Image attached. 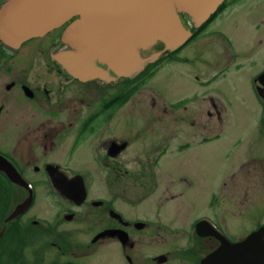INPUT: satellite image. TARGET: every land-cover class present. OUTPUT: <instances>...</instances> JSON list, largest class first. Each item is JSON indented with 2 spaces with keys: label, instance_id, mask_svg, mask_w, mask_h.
<instances>
[{
  "label": "flooded vegetation",
  "instance_id": "flooded-vegetation-1",
  "mask_svg": "<svg viewBox=\"0 0 264 264\" xmlns=\"http://www.w3.org/2000/svg\"><path fill=\"white\" fill-rule=\"evenodd\" d=\"M5 1L0 0V7ZM240 1L226 0L223 8L196 28L193 39L175 55L178 56L190 42L217 41V45L225 49L222 53L226 59L213 77H220L233 67L242 68L247 85L259 104V127L264 128V34L261 33L258 39L249 44L238 63L239 56L232 50L230 39L216 26L219 14ZM248 17L253 19L252 26L256 30H264V12L258 17ZM75 18L68 19L42 36L24 41L18 48H11L0 41V143L9 145L7 149L0 144V155L28 184L26 187L21 182L13 181L0 168V264H87L84 251L86 254L89 248L96 245H100V248L106 240L116 241L130 264H151L152 261L163 264L169 261V252L158 254L165 256V260L159 262L158 255L141 253L137 245L140 238L146 241L156 238L152 220L128 218L115 206L112 198L94 197L90 193V178H97L96 174L101 175L102 184L108 191L115 182L120 183L130 173L123 168L121 154L132 146V142L123 138L125 135L115 124L121 117V102L130 86L123 85V78L110 81L80 80L70 75L54 58L58 52L71 48L62 37L65 28ZM182 19L191 26L185 15ZM162 46L156 43L153 49H162ZM143 53L147 54L148 51ZM255 55L261 58L256 60ZM182 60L187 62L190 59L182 57ZM213 77L210 81L214 80ZM210 81L206 79L201 83ZM130 85L133 86V83ZM210 104L218 112V106L211 97ZM166 111V108L161 109L163 114ZM207 113L210 115V112ZM132 127L131 124V128L124 129L126 134L135 130ZM168 147L166 140L153 145L152 156L144 160L140 154V162L153 165L167 152ZM182 149L183 145H180L178 150ZM247 155L248 159L241 165L248 177L242 190L245 216L251 221L246 235L264 224V213L261 215L264 210V158L257 154ZM77 160L92 161L97 170L76 165L74 162ZM145 171L137 170L136 177L141 180L144 177L147 181L153 179L152 173ZM53 174L68 180L76 179L77 182L82 179L84 200L77 203L63 196L53 184ZM30 194L31 202L27 209L6 220ZM228 194L230 201L229 191ZM43 195L54 203L48 216L32 210L37 199ZM110 210L120 213L122 221L126 223L112 217ZM253 213L258 216H253ZM208 220L217 227L211 219ZM154 223L167 227L158 220ZM63 224L66 227L59 228ZM191 227L193 232L181 234L188 236V240L180 253L183 260L198 264L204 255L218 245V240L213 236L197 237L194 224ZM106 229L123 230L127 240L123 244L118 237H100V233ZM42 236L46 244H42ZM29 239L30 243L36 241L33 247L28 245ZM205 239L207 249H204L203 255L199 256L200 252L195 255L196 241ZM195 257H198L196 261Z\"/></svg>",
  "mask_w": 264,
  "mask_h": 264
},
{
  "label": "rangeland",
  "instance_id": "rangeland-1",
  "mask_svg": "<svg viewBox=\"0 0 264 264\" xmlns=\"http://www.w3.org/2000/svg\"><path fill=\"white\" fill-rule=\"evenodd\" d=\"M263 12L264 0H241L219 14L216 26L230 39L232 50L239 56L238 63L249 44L264 34L262 28L256 30L252 26L253 19L248 16L258 17ZM216 42H190L178 53L179 60H163L158 65L153 75L122 106L121 117L115 122L125 135L123 138L132 142L121 154L123 168L130 173L108 191L100 174L90 178L92 196L112 198L128 218L153 221L156 238L152 241L140 238L137 245L139 252L147 255L169 252V261L163 264H191L182 259L180 252L187 246L188 236L181 234L193 232L191 226L200 217L211 219L231 241L243 238L250 229L251 221L245 216L242 197L248 177L241 165L248 159V153L264 158V128L259 127V104L247 85L243 69L233 67L220 77H213L226 59L222 53L225 49ZM182 57L190 60L186 62ZM259 58L255 55L256 60ZM211 77L214 80L210 81ZM206 79L210 82L201 83ZM210 97L217 104L218 112L212 108ZM184 99L185 106L170 110L173 103ZM162 108L168 109L166 114L161 112ZM131 124L135 130H130L128 135L124 129L131 128ZM205 137L209 139L203 140ZM164 140L169 144L167 152L153 165L144 162L145 168L140 154L144 160L150 158L151 147ZM0 144L8 149V144ZM180 145H183L182 151L178 150ZM74 163L97 170L96 164L89 160ZM145 169L152 173L153 179L136 177L137 170ZM36 203L32 210L42 216H48L54 205L45 195ZM157 220L167 227L154 223ZM64 227L65 224L59 226ZM45 241L42 236V244ZM28 242L30 247L36 243H30V239ZM196 242L195 255L200 252L201 256L208 242L206 239ZM104 243L100 248V245L89 248L86 254L84 251L87 264H130L116 241Z\"/></svg>",
  "mask_w": 264,
  "mask_h": 264
},
{
  "label": "water",
  "instance_id": "water-1",
  "mask_svg": "<svg viewBox=\"0 0 264 264\" xmlns=\"http://www.w3.org/2000/svg\"><path fill=\"white\" fill-rule=\"evenodd\" d=\"M223 1L7 0L0 7V40L17 48L25 40L42 36L67 19L77 16L63 33L64 41L72 49L55 56L65 65L64 68L81 80L131 77L163 53L179 48L189 39L192 32L183 23L182 14H186L196 28ZM79 32L83 34L80 36ZM81 38L86 39V44H79ZM91 40L93 44L89 43ZM157 42L163 43V49L150 51ZM106 50H110L109 56L104 55ZM144 51L149 52L144 55ZM96 54L106 60H99ZM81 62H89V70ZM110 72L114 76H110ZM4 166L0 160V168L17 181L15 171ZM53 181L59 185L67 182L60 178H53ZM73 182L78 187L79 203L84 197V186L81 181ZM29 203L30 197L22 202L13 215L21 212ZM195 229L199 236L214 235L220 241L199 264H264V225L237 242L222 237L204 221L198 222ZM103 232L102 235L114 236L116 231ZM122 238L125 239L124 236ZM163 260L160 258L159 261Z\"/></svg>",
  "mask_w": 264,
  "mask_h": 264
},
{
  "label": "bare ground",
  "instance_id": "bare-ground-1",
  "mask_svg": "<svg viewBox=\"0 0 264 264\" xmlns=\"http://www.w3.org/2000/svg\"><path fill=\"white\" fill-rule=\"evenodd\" d=\"M185 16L190 20V18L185 14ZM80 36L83 34V33H78ZM65 36V35H64ZM62 39H63V37H62ZM86 41V39H79V44L81 43V44H86L85 43V41ZM94 40V39H93ZM93 40H91L89 43H91V44H93ZM63 41H64V39H63ZM65 42V41H64ZM66 44H68V43H66ZM118 47V46H117ZM89 54H92V53H89ZM104 55L105 56H109L110 55V50H106L105 52H104ZM96 56H97V58L99 59V60H106V58L104 59L101 55H98V54H96ZM61 63V62H60ZM88 63L89 62H81V65H83V67L84 68H87V70H89V67H88ZM62 65H63V67H65V65L63 64V63H61ZM66 69V68H65ZM51 177H52V179L54 178V180H55V178H58L57 176H55L54 177V174H53V176L51 175ZM54 182V181H53ZM65 184H62V185H59V184H57L56 182H55V187H56V189L63 195V196H65V197H67V198H69V199H71V200H74L75 202H77V200H76V198L78 197V187H77V185L73 182V181H67V182H64ZM22 203H20V204H18L15 208H14V210L6 217V220H9V219H11L12 218V216H13V212L17 209V208H19L20 207V205H21Z\"/></svg>",
  "mask_w": 264,
  "mask_h": 264
},
{
  "label": "trees",
  "instance_id": "trees-1",
  "mask_svg": "<svg viewBox=\"0 0 264 264\" xmlns=\"http://www.w3.org/2000/svg\"><path fill=\"white\" fill-rule=\"evenodd\" d=\"M220 8L222 9V8H223V5H222ZM152 72H153V71H152ZM152 72H150L149 76L151 75ZM138 87H139V84H138L137 86H134V87L129 91V93H132L134 90L138 89Z\"/></svg>",
  "mask_w": 264,
  "mask_h": 264
}]
</instances>
